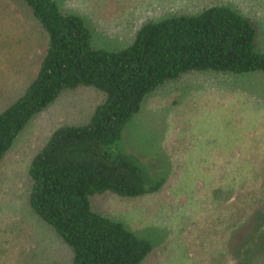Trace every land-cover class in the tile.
<instances>
[{"label":"rangeland","instance_id":"rangeland-1","mask_svg":"<svg viewBox=\"0 0 264 264\" xmlns=\"http://www.w3.org/2000/svg\"><path fill=\"white\" fill-rule=\"evenodd\" d=\"M0 1L10 11L0 25L1 113L36 75L47 39L23 2ZM58 1L82 16L96 49L130 46L148 20L226 4L252 19L264 51V0ZM103 98L94 87L63 91L1 159L0 264H71L69 247L30 206L29 168L58 128L87 123ZM122 145L164 185L137 198L107 193L91 204L150 240L142 264H238L243 241L264 244L254 227L264 223L263 72H195L166 82L145 97Z\"/></svg>","mask_w":264,"mask_h":264},{"label":"trees","instance_id":"trees-1","mask_svg":"<svg viewBox=\"0 0 264 264\" xmlns=\"http://www.w3.org/2000/svg\"><path fill=\"white\" fill-rule=\"evenodd\" d=\"M18 1L31 10L47 43L36 75L0 113V161L29 121L63 91H102L87 123L58 128L34 157L29 203L69 247L71 264H142L152 251L150 240L91 204L107 193L153 194L166 181L123 150L124 129L145 97L170 80L195 72L264 73L258 28L230 5L211 4L148 20L130 46L110 51L93 48L82 16L58 0ZM8 8L0 1V25L10 16ZM254 227L262 239L264 223ZM255 242L243 241L238 264H264V244Z\"/></svg>","mask_w":264,"mask_h":264}]
</instances>
